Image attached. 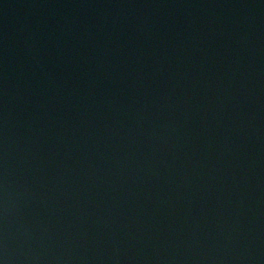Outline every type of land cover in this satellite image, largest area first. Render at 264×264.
I'll use <instances>...</instances> for the list:
<instances>
[{
  "label": "water",
  "instance_id": "1",
  "mask_svg": "<svg viewBox=\"0 0 264 264\" xmlns=\"http://www.w3.org/2000/svg\"><path fill=\"white\" fill-rule=\"evenodd\" d=\"M0 264H264V0H0Z\"/></svg>",
  "mask_w": 264,
  "mask_h": 264
}]
</instances>
